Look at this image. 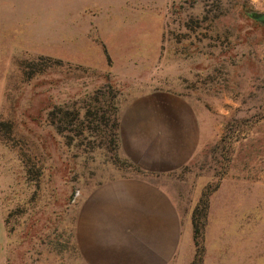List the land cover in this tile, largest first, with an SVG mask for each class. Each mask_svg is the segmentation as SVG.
<instances>
[{
    "label": "rangeland",
    "instance_id": "1",
    "mask_svg": "<svg viewBox=\"0 0 264 264\" xmlns=\"http://www.w3.org/2000/svg\"><path fill=\"white\" fill-rule=\"evenodd\" d=\"M252 12L264 0H0V264H118L111 250L84 258L97 251L84 224L123 177L173 202L168 264H264V23ZM160 89L179 100L192 150L148 169L129 155L127 123Z\"/></svg>",
    "mask_w": 264,
    "mask_h": 264
},
{
    "label": "crops",
    "instance_id": "2",
    "mask_svg": "<svg viewBox=\"0 0 264 264\" xmlns=\"http://www.w3.org/2000/svg\"><path fill=\"white\" fill-rule=\"evenodd\" d=\"M144 97V102L135 105H147L145 114L140 109L138 114L129 116L134 122L127 123L131 136L138 144L139 140L143 143L134 145L130 157L148 169H169L182 164L190 156L192 143L185 138L183 126L179 127L172 115L179 110L173 106L180 105L179 100L164 89L152 90ZM158 105H163L164 109L160 111ZM151 119L157 121L154 123L158 127L148 123ZM140 121L144 122L138 126ZM147 181L123 177L103 185L92 209L96 210V219L89 221L88 216L84 224V236L87 241L91 240L90 245L95 243L97 251L90 252L86 248L84 258L99 260L102 253L111 250V261L118 264H168L179 246L178 213L170 197ZM108 203L111 206H107ZM6 233L0 197V243Z\"/></svg>",
    "mask_w": 264,
    "mask_h": 264
},
{
    "label": "water",
    "instance_id": "3",
    "mask_svg": "<svg viewBox=\"0 0 264 264\" xmlns=\"http://www.w3.org/2000/svg\"><path fill=\"white\" fill-rule=\"evenodd\" d=\"M251 16L256 20L264 23V12H252Z\"/></svg>",
    "mask_w": 264,
    "mask_h": 264
},
{
    "label": "trees",
    "instance_id": "4",
    "mask_svg": "<svg viewBox=\"0 0 264 264\" xmlns=\"http://www.w3.org/2000/svg\"><path fill=\"white\" fill-rule=\"evenodd\" d=\"M199 260H201V255L199 256Z\"/></svg>",
    "mask_w": 264,
    "mask_h": 264
}]
</instances>
